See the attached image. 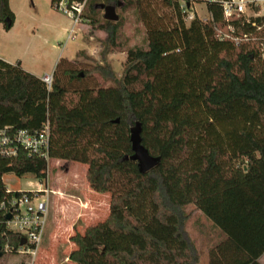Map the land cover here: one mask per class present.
<instances>
[{
    "label": "trees",
    "instance_id": "trees-1",
    "mask_svg": "<svg viewBox=\"0 0 264 264\" xmlns=\"http://www.w3.org/2000/svg\"><path fill=\"white\" fill-rule=\"evenodd\" d=\"M124 1L146 27V48L126 52L121 77L111 87L87 80L95 66L76 71L57 61L49 89L20 62L0 59V131L34 132L48 124V159L85 165V180L108 195L107 217L70 237L72 264H198L183 225L192 204L224 234L208 252V264H261L264 254V59L254 46L215 37L221 10L209 19L183 21L178 0H159L177 21L164 25L140 10L145 0H88L91 23L98 2ZM15 16L0 0V24ZM116 34L118 23L104 21ZM245 31V29H242ZM117 120V122H115ZM139 123L141 144L159 158L141 174L132 155L130 128ZM19 161L29 159L25 153ZM0 205L21 191L2 180ZM38 176V175H37ZM28 193L27 191H24ZM0 208V254L17 250Z\"/></svg>",
    "mask_w": 264,
    "mask_h": 264
},
{
    "label": "rangeland",
    "instance_id": "rangeland-1",
    "mask_svg": "<svg viewBox=\"0 0 264 264\" xmlns=\"http://www.w3.org/2000/svg\"><path fill=\"white\" fill-rule=\"evenodd\" d=\"M120 3L121 8L116 9L119 20L115 36L110 35L111 27H102L105 20L98 10L91 14L97 23L87 18L74 39L67 40L71 22L53 7L52 0H9L15 20L9 31L0 24V56L20 62L24 70L38 76L53 73L60 59H65L79 72L99 66L103 74L95 72L87 82L94 87L114 86L121 77L126 52L131 48H146L147 44L146 27L136 8L124 1ZM140 10L160 19L164 25L177 21L175 11L159 0H145ZM195 11L199 16H207L204 5H195ZM85 170V165L76 163L52 159L46 163L41 156L3 161L2 180L8 191H31L41 184L53 194L49 195L44 235L34 259L10 249L0 256V264H72L67 261L74 249L70 237L103 221L109 212L108 195H101L96 208L92 205L94 200L87 187ZM80 200L85 202L82 208ZM77 209L81 211L78 214ZM183 210L188 215L183 228L199 254L198 264H208L209 250L224 234L192 204L184 206ZM69 218L73 221L72 229H63ZM262 258L264 254L258 261Z\"/></svg>",
    "mask_w": 264,
    "mask_h": 264
},
{
    "label": "built area",
    "instance_id": "built-area-1",
    "mask_svg": "<svg viewBox=\"0 0 264 264\" xmlns=\"http://www.w3.org/2000/svg\"><path fill=\"white\" fill-rule=\"evenodd\" d=\"M87 3L88 0H52L53 7L71 22L67 40H73L81 24L88 21L84 17ZM178 4L183 21L187 25L196 18L206 22L209 19L208 4L219 6L222 26L214 27L215 37L219 41H227L236 46L242 43L252 44L258 58L264 59V0H178ZM195 5H204L207 16H199ZM40 79L49 89L52 74L43 75ZM48 134V124L34 132L19 130L9 133L1 130L0 159H17L23 152L28 158L41 156L47 163ZM24 191L26 190L21 191L19 197L1 203L0 208L6 231L17 235L19 241L21 238L25 239V244L18 246L17 252L34 259L44 235L49 195L53 194V191L42 187L41 184H38L37 189L27 191L28 193ZM6 215H10L9 220L4 219ZM3 250L8 252L10 249L5 247Z\"/></svg>",
    "mask_w": 264,
    "mask_h": 264
},
{
    "label": "water",
    "instance_id": "water-1",
    "mask_svg": "<svg viewBox=\"0 0 264 264\" xmlns=\"http://www.w3.org/2000/svg\"><path fill=\"white\" fill-rule=\"evenodd\" d=\"M122 3H117L116 5H105L98 4L95 9L102 11V18L105 21L116 23L119 20L118 15L116 14V9L121 8ZM117 122V120L115 121ZM141 127L139 123H135L129 131V142L131 146L132 155L130 159L135 161L137 164V168L139 173L146 174L150 170L154 169L158 163L159 158L154 157L148 153L146 148L141 144L140 138ZM10 215L5 216V220H9ZM25 244V239L21 238L19 241V246H23ZM1 256V254H0Z\"/></svg>",
    "mask_w": 264,
    "mask_h": 264
},
{
    "label": "crops",
    "instance_id": "crops-1",
    "mask_svg": "<svg viewBox=\"0 0 264 264\" xmlns=\"http://www.w3.org/2000/svg\"><path fill=\"white\" fill-rule=\"evenodd\" d=\"M0 59L1 60H3L4 62H6V63H9V64H14V62H16V60H11V59H7V58H4V57H1L0 56ZM21 64V63H20ZM20 67L22 68V66L20 65ZM23 69V68H22ZM24 70V69H23ZM26 71V70H25ZM28 72V71H27ZM29 73H31V72H29ZM31 74H33V75H35L36 77H38V78H41L42 76H38L37 74H35V73H31ZM50 74H52V73H50ZM44 75H47V74H44ZM87 187H88V185H87ZM89 188V187H88ZM89 190H90V188H89ZM90 192L92 193V199L94 200V202H92V205L94 206V208H96V206H97V201H99V200H101L102 198H101V195H103V194H99V195H96V194H94L93 192H92V190H90ZM98 194V193H97ZM90 196V197H91ZM58 197H59V195H58ZM55 203L56 204H59V200H56L55 201ZM84 204H85V202H83L82 200H80V205L79 206H81V208L84 206ZM109 207V206H108ZM79 212H81L80 211V209H77V214L79 213ZM75 213V214H76ZM81 214V213H80ZM79 214V215H80ZM78 215V216H79ZM73 217V215L71 214V218ZM73 221H70V218H69V223L68 224H64L63 226H62V228L63 229H66V230H71L72 229V227H70V225H71V223H72ZM61 224V223H60ZM72 226V225H71ZM60 230V229H59ZM217 236V235H216ZM219 238V236H217V239ZM264 258H262L261 260H260V263L261 264H264V262H262V260H263Z\"/></svg>",
    "mask_w": 264,
    "mask_h": 264
}]
</instances>
